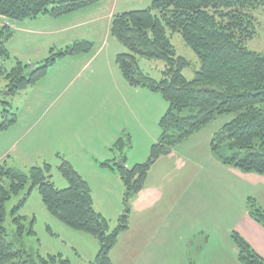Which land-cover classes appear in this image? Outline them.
I'll use <instances>...</instances> for the list:
<instances>
[{
	"label": "trees",
	"instance_id": "obj_1",
	"mask_svg": "<svg viewBox=\"0 0 264 264\" xmlns=\"http://www.w3.org/2000/svg\"><path fill=\"white\" fill-rule=\"evenodd\" d=\"M97 0H0V72L7 83L4 92L12 95L37 81L56 57L88 49L89 42L75 41L36 64L26 74L28 64L16 59L6 70L4 62L10 52L12 21L32 20L40 15L60 17L84 8ZM264 6V0H151L142 9H132L113 15L111 34L125 47L116 54L115 62L124 80L133 87L159 91L168 103L159 120L160 133L151 145L144 162L125 166L128 135L120 134L109 147L112 157L102 166L116 170L124 187V209L109 231L108 219L93 206L90 186L71 163L62 158L59 166L68 186L58 189L48 175L50 165L32 166L28 174L0 165V264H57L56 255L43 257L25 248V236L35 234L32 223L27 227L22 215L13 213L36 187L47 209L69 227L94 236L99 249L90 264H113L110 253L119 235L129 227L128 203L144 186L155 161L168 154L177 144L223 115H232L212 136L210 149L223 164L243 172L264 176V57L246 47V41L256 34L253 10ZM167 31L179 33L197 54L199 68L188 79L183 69L188 61L176 54ZM137 57L164 61L160 79L144 74ZM189 113L182 116L184 110ZM7 112V111H6ZM15 121L4 120L0 129ZM4 178L10 180L8 188ZM27 191L10 211L14 224L12 238L5 226L6 202L26 187ZM249 214L264 227V210L249 199ZM237 258L242 264H264L251 245L238 233H232Z\"/></svg>",
	"mask_w": 264,
	"mask_h": 264
},
{
	"label": "rangeland",
	"instance_id": "obj_2",
	"mask_svg": "<svg viewBox=\"0 0 264 264\" xmlns=\"http://www.w3.org/2000/svg\"><path fill=\"white\" fill-rule=\"evenodd\" d=\"M150 2L97 0L89 5L88 10H84L87 12L77 19L81 23L67 32L82 36L83 41L89 42L88 49L56 57L42 77L12 95L4 92L7 79L0 72V124L15 119L0 129V165L28 174L30 167H43L47 163L54 186L63 189L68 186V181L59 166L62 158L68 160L90 186L93 206L108 219L109 231L115 228L124 209V187L117 171L100 164L112 156L109 147L114 140L110 143V138H117L122 133L128 135L131 145L126 149L125 166L144 162L159 136V120L168 106L159 91L130 86L115 62L116 54L126 49L110 32L113 15L124 10L146 8ZM252 13L256 34L245 44L264 57V6L257 7ZM57 19L45 14L32 19V23L23 20L20 31L12 27V37L7 44L11 57L4 62L5 69L10 70L18 59L29 65L27 74L32 66L44 64L46 58L66 47L54 33H50L59 26ZM45 22L51 25L46 27ZM167 34L176 54L189 63L182 71L184 76L193 78L199 68L197 54L179 33L167 31ZM137 62L144 74L156 80L161 78L164 61L137 57ZM123 83H127L131 90H126ZM188 113L186 109L181 114ZM231 118L232 115L220 116L200 133L213 131ZM203 151L211 154L209 145H200L202 156ZM184 163L180 159L160 161L146 179L148 185L154 183L159 190H150L147 195L153 199L159 195L162 202L171 200L175 195L171 186L173 166ZM9 184L10 180L4 178V187L8 188ZM27 187L6 202L4 223L9 239L15 228L10 211L26 193ZM131 202L132 198L128 203L131 205ZM13 214L22 215V222L27 227L32 223L35 234H28L24 239L28 252H37L43 257L56 255L57 264H90L94 260L99 249L98 240L85 231L69 227L52 214L36 187L30 190L24 203ZM116 245L113 249L115 259L123 247L118 242ZM164 256L166 261L161 264H177L173 253L167 252ZM178 259L179 256L178 264H191Z\"/></svg>",
	"mask_w": 264,
	"mask_h": 264
},
{
	"label": "crops",
	"instance_id": "obj_3",
	"mask_svg": "<svg viewBox=\"0 0 264 264\" xmlns=\"http://www.w3.org/2000/svg\"><path fill=\"white\" fill-rule=\"evenodd\" d=\"M87 8L89 6L57 17L59 26L50 33L62 41L61 45L83 40L79 34L67 32L81 23L77 19ZM22 22L12 21L11 26L20 31ZM123 86L131 90L127 83ZM221 126L213 131L193 133L155 161L148 176L162 160L185 162L173 166L171 186L175 195L169 201L162 202L159 195L153 199L148 192L159 188L146 182L132 198L129 227L119 235L120 242L117 241L118 245L123 244L122 251L117 259L115 247L110 253L113 264H161L166 261L167 252L173 253L177 264L178 256L179 261L191 264H242L237 258L232 233H238L264 258V227L250 216L248 205L252 199L264 210V176L223 164L211 149V154L199 153L200 145L210 148L211 138ZM113 137L110 143L116 140V136Z\"/></svg>",
	"mask_w": 264,
	"mask_h": 264
}]
</instances>
